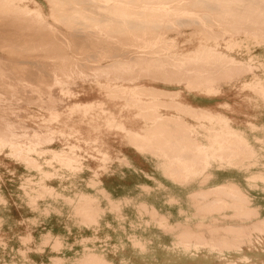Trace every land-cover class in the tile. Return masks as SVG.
Wrapping results in <instances>:
<instances>
[{"label": "rangeland", "instance_id": "rangeland-1", "mask_svg": "<svg viewBox=\"0 0 264 264\" xmlns=\"http://www.w3.org/2000/svg\"><path fill=\"white\" fill-rule=\"evenodd\" d=\"M30 1L34 2L37 7H41L51 25L60 30L61 34L63 33V37H66L67 39L69 38L70 40L72 39V42L70 43L71 45H68L61 40H58L59 42H56V45V43L50 40V37L48 38L46 36V33H44L45 31L43 30H41L40 33L39 31H30L29 34H27L28 30H26L24 31L25 33L27 32L26 37L21 34H24L23 31L17 32L21 39L18 38V34L15 32V36L12 34V37L10 34V37H5V41L4 36H7L8 33L6 31L3 33L6 26V19H4L5 24H0V28L1 30H3L0 32L4 34L3 35L0 33V35L3 37L2 38L0 36V42L3 39L2 44H4L5 42L6 45H2L0 43V57L4 59L3 62L5 66L10 69L8 71L10 72L11 78H13L15 82H18L19 78H26V80H31L33 78L32 80L35 83L38 81L49 82L50 77L49 75L46 76L47 70L49 71L52 66L59 64V62L63 60L62 57H64V54L66 57H68L69 60L76 62L78 69L82 70V72L84 73L83 75L75 74L72 78L73 81L71 80L70 84H67L69 85L67 87L66 85H53L50 91L51 95H49L46 90H40L41 92L39 90H35L34 93H32V88L22 86L24 88L23 89L22 87H20L19 92L21 96H23L20 102H22L23 100V103H19L18 106H15L13 111H8L7 116L13 121L19 122L21 120L25 122L30 129L43 131L44 133L50 131L52 133V141H50V144L45 146L48 152L51 151L48 158H51V156H53L52 151L62 152L64 155L72 158L76 162L77 167L74 170H70L61 167L60 165H54L56 163H54L53 165H47L45 157L34 155L35 158L40 159L42 169L46 172L51 173L50 180H47V182L44 183L40 171L17 157L16 151L12 150L9 146L0 147V264H3V262H9L15 256H17V254L20 255L22 253L24 255H28V257L33 260L32 264H51L53 259H61L60 264H85L84 258L81 257L82 253H84V246L88 243L85 238H100V236H97L99 227L106 230L109 225L111 227V230H113V232L116 230L117 233H113L111 230L108 232H110L111 235H115L116 237L121 235L125 231L130 232L131 223L133 222L134 226L139 227V232L145 235L146 238H177L176 236H178L180 233L189 232L197 236L199 235L205 237L208 240H215L219 239L218 237L223 235V233L215 234L213 232L215 229L226 228L229 227L227 225L230 224L235 226H247L257 222L256 218H251L250 220H248V213H246V215L248 216H246L244 213V211H246V208L250 207V203L242 204L238 201H235L237 199H233L229 194H227L229 193L228 191H225L227 192L224 193L225 195H223V193L221 192L213 193L208 199L205 200H199L197 198L195 199V196L198 193L215 190L210 187L212 183L209 182L208 178L201 177L199 180L202 186L198 188L197 192H191L184 202V204H189L191 208V210L185 211L187 213V216H185V218H187L188 216H192L198 220L193 224L192 222L191 224H187V222L185 221V225H182L180 231L175 233H169L170 231L168 228H155V222L159 221V216H163L157 210L156 205L153 204L156 202L151 200L153 198H156L151 189L147 190H149V192H152L153 195H150L147 199L148 201L150 200V202L153 203H145V197L143 194L145 192V184L143 181H146L147 178H153L152 183L154 188L152 189L158 190V192H160V190L163 191L164 189H166H160V187H158L162 183L161 181H163L165 186L167 188H170L171 191L172 186L176 189L177 186L181 185L184 182L186 175L188 176L189 174H193L194 170H201V172H203L208 167L207 163L210 158H214L215 156H217V154H219L218 158L221 161L230 163L233 169L235 167L240 168L241 166H249L251 169L256 170L258 166L257 163H253L251 161L253 159L247 157L245 139L250 135H256L261 141L264 140V92H261L260 90L261 88L264 89V25L263 29L259 30V27L261 26V24H259V21L257 19L248 17L251 18V21L247 24H243L242 28L238 30H230L229 28L233 26L234 20H236L235 17L237 15L240 14L244 16L246 13L251 14L252 10H250V8H259V10H264V0H237L236 2H231L232 0H221L222 2H220V0H217L218 2L216 0H212V2L209 0L207 2L206 0H170V2H167L170 3L168 4V7H173L174 5H176L180 6V9H182V11H185L191 9L193 6L195 8V13L189 14L188 12L187 14L182 12L174 19V21L167 20L162 21L163 23L155 22L153 23L155 24V26L153 25V27L149 26L148 24L150 22V19L144 17L127 18V24L123 25L122 27L121 24L116 22L119 21V19L117 17H113L111 13H108V10L103 9V4L99 3L97 0H84V2L86 1V4L83 2V0H76L77 2L75 0L74 2L73 0H54V2H50L49 0ZM59 1H62V5H60L61 3ZM174 1L175 3H173ZM201 1L203 3H200ZM244 1H247V3H245ZM136 2L140 3L139 1ZM205 2L206 5L209 4L211 6L212 4L211 9L216 6L217 10V6L219 5L218 11L213 10L215 7L212 10L205 7ZM216 2L221 3V6L220 4L217 5ZM242 2L244 3L243 6H245H242L244 10L240 8L243 4ZM82 3L84 7L82 6ZM195 3H197V7L195 6ZM213 3H215L214 6ZM222 3H224L225 5ZM234 3L237 7L234 6ZM21 4L23 5V3ZM201 4L204 5L202 6L203 8L201 7ZM209 5L207 6L210 8ZM231 5L235 7V10H233L234 7H232ZM224 6L227 9H222ZM83 8H85L86 10L89 8L90 10L86 11L85 9L83 10ZM231 9L233 12L235 11V14L232 13V11H228ZM204 10L205 12H207L205 13ZM222 10H224V12ZM98 11L102 15V17H99L101 15L97 13ZM220 11L222 13H218ZM201 12L203 15L201 14ZM236 12H238V14ZM93 13H97V15L94 16ZM209 13L213 15L211 16L209 15ZM223 13L224 15H222ZM80 14H82V16L84 15V17L82 18ZM85 14H89L91 17L93 16L92 19L96 17L94 19V22L99 18V20H96L98 21L97 25H95L96 22H92L93 20L90 21V16ZM225 14H229V16L225 20V22L227 23L226 27L222 30L220 27H218L219 25H217V23H219L220 19V22H222ZM182 15H184L183 17L185 18L182 19ZM1 16L2 14L0 12V17ZM70 16V19H73L72 21L68 19V23L66 19ZM206 16H209V18ZM57 17H59L60 20ZM76 17H80L79 20ZM204 17L206 20L204 19ZM3 18L4 17H2V19ZM105 18H108L109 20ZM112 18H116V21H114ZM207 18L210 20L211 24H209L210 22ZM80 19L83 23L80 22ZM110 19H112L118 25L116 26V24ZM104 20H106V23L107 20L110 21L115 26L111 25L110 22H108V24L112 27L105 25L106 23L104 22ZM182 20H184L185 22ZM227 20L229 22H227ZM102 21L105 23V26L103 25ZM130 21L131 23H129ZM135 21L139 22L140 25L142 24V29H145L142 30L140 28L141 26L139 25L137 29L135 28L136 31H134L135 29L132 30V26H130L129 24L133 25ZM194 21H196L197 24H194ZM199 21L201 23H199ZM77 22H79L80 24H77ZM87 22L91 25V27L90 25L88 27V24L86 27L85 24ZM177 22H180V25H178ZM0 23H3V21H0ZM99 23L107 29L104 30V28H102L104 31H107L106 33L101 29L102 26ZM143 23L145 24L143 25ZM255 23L258 24V27L252 26ZM69 24L71 27H74L75 32L73 31V28H70ZM186 24H188V26H186ZM82 26L87 29H84ZM107 26L109 28L111 27L110 30L109 28H107ZM118 26L120 28H118ZM168 26H172L171 29H167ZM179 26L181 27L179 28ZM92 27L94 28L92 29V31L95 33L91 31ZM113 27L115 32L114 30H111L113 29ZM161 27L162 29H160ZM115 28H117L118 30H122L120 32V30L118 31ZM7 29L9 28H6L5 30ZM95 29H97L98 31H96ZM218 29L220 31H218ZM83 30H89L88 32H92L93 35L91 33L84 32ZM37 32L41 35L43 33L44 35H40L41 37L39 36L38 38L39 34ZM131 32H133V34L137 37L142 38L139 39V41L142 42L137 44V46H130L126 42V37L128 36V40L129 37L133 35ZM30 33L32 35H30ZM33 33H36L37 35H34ZM77 33L79 36H76L78 37L75 36V34ZM85 33L86 36H89L90 34L92 36L87 38L84 36ZM110 33H112L113 35ZM115 33L117 35H114ZM28 35L33 38L34 36H36L34 39H38V41L30 37L28 39ZM70 35H72L73 38H71L72 36ZM80 35L83 36L80 37ZM97 37L99 38V40ZM8 38L12 39L13 41V38H17L16 41L20 42L19 45L18 42H16L17 45H15V42H13L14 44H11L12 42ZM84 38H86L87 40ZM89 38L92 39L90 40ZM93 38H96L98 42H96V39L93 40ZM27 39H33L34 42L36 41L38 45H36V42L34 43L33 40L32 42H28ZM168 39L169 41H167ZM7 40L10 41V47L7 46ZM43 40H45L46 42ZM78 40H80L79 43ZM82 40H86V43H84ZM25 41H27V43ZM81 41L83 42L84 47L81 45ZM94 41L96 42V44L98 43L97 46L100 45L101 42L102 45L98 46L97 48ZM109 42L110 44L108 45ZM146 42L149 44L148 47L150 51L148 50V47L146 49L142 46ZM39 43H41V45ZM88 43L91 45L88 46ZM169 43H172V46L175 44L173 47L171 46L170 52H181L180 54L197 50V48L199 49V47L202 49L207 47L208 49L212 50H216V48L218 47L216 51L224 54L227 53L226 55H229L233 58L236 57L235 59L237 61H243L245 63L250 62L253 68L250 71L241 72L231 79L218 81L216 84H214V86H204L201 88H194L186 80L180 78L165 81V79L159 76H136L135 78H132L127 75H125L124 77H119L117 75L110 74L108 76L99 77L91 74V68L95 67L96 65V67L109 66L119 62V60L121 62H125V60H128V62L134 61V59H136L135 55L138 54L135 52V48L136 50L144 49V53H147V58L151 57L149 59L153 58L154 60H159V57L161 55L160 52L165 50ZM32 44H34L33 49L31 46ZM78 44H80V47L82 46L81 48L79 47L81 51L78 50L79 48L78 46H76ZM94 44L96 47H94ZM21 45H23L22 49ZM26 45H28V49ZM12 46L17 47V50L14 49V47L12 48ZM59 46L61 48H59ZM105 46L107 50L105 49ZM110 46H113L112 49H114V51L111 50ZM118 46L122 49L116 48ZM153 46H155L154 49H152ZM19 47L21 50L19 49ZM49 47L55 52L54 54L53 51L49 49ZM85 47L87 49H85ZM107 47L110 48V51ZM115 48L120 49V51L116 50ZM40 49L42 50L40 51ZM55 49H59V51L56 52ZM60 49L64 50V54H62L63 52L58 54V52L62 51ZM102 49L104 51H102ZM226 49L227 51H225ZM100 50L101 54L99 52ZM107 51L109 53L113 51V55L111 53L109 54ZM102 52H104V54ZM115 52L118 54V56L115 55ZM127 52L129 55L127 54ZM133 52L135 55L133 54ZM56 53L58 56L56 55ZM121 53L123 54V56L125 55L124 58ZM88 54L91 55V58ZM60 55L62 56L61 58ZM87 55L89 60L87 59ZM111 55L113 57L115 55L116 58H113ZM95 58L98 59V63H96L97 60ZM44 64L46 67H43L41 69V65L43 66ZM83 65L85 66V68ZM46 68L48 69L45 70ZM42 70L44 72L46 71V73L42 72ZM36 79L37 81H34ZM83 79L86 80L82 81ZM71 83L73 84V86ZM70 86H72L71 89L73 90L70 89ZM134 86L136 87L134 88ZM131 87L134 89V91H136L133 93V95H130L132 90ZM141 87L143 88L141 89ZM59 88L61 91L59 90ZM67 88L69 91L67 90ZM129 88L131 89L130 91H128ZM153 88L155 89V91ZM177 89L178 91H176ZM63 91H65V93ZM126 91L128 94L126 93ZM38 92H40L41 95H39L40 93L38 94ZM42 93H44L45 95ZM117 93H120L121 95H118ZM134 94H137L138 96L136 95V97ZM48 95L49 97L51 96L53 97V99H56L55 104H57L58 106H55V109L57 107L56 111L58 113L56 121L55 119L53 120V118H51L52 108L47 104L44 105V99H48ZM129 96L131 97L129 98ZM57 101H59V103H57ZM87 103L102 104L103 106L101 108H95L89 116H85L82 106ZM136 103L137 106L135 105ZM172 103H174V105H177L178 107H193L196 109L197 115L192 116L188 112H184L179 108L172 107ZM143 104H154V107L143 108ZM144 113L149 114V120L151 122V125L153 126L158 125L162 118L166 119L168 117H172L180 120L182 122V125L176 126V128H174L175 126H172L171 128L173 130L175 129L174 131H186L189 134V136L192 138L193 143L196 145L195 149L198 152L197 157H193L192 160V156H190L191 154L188 150V154L190 155L186 156V160H182L183 158L177 160L171 159L152 136L149 128L151 126L147 127L148 125L144 121L141 122L140 127L146 126L147 129L145 130V135L141 138L142 141L145 142L147 148L144 149L137 147L126 137L124 132L132 131L135 135L139 136V131L137 130L135 125L137 124L136 118L139 116V114ZM150 113H154V115L152 116L150 115ZM90 116H94L95 121L91 122ZM152 121H154L155 123ZM108 122H110L111 124ZM253 145L256 151L261 153L263 152L264 149L262 142H256L253 143ZM99 153L101 154L99 155ZM109 154L112 156H110ZM198 156L200 157L198 158ZM238 174L240 173L238 172ZM129 178L131 181H129ZM123 179L126 180L125 182L129 181L130 187L134 182L140 181L142 183L140 184L138 189L134 191V194L130 195L128 190L119 187V184L120 182H123ZM197 182V185H199L198 180ZM122 185L126 186V188H128L129 186L127 183ZM112 186H118L120 188L119 190L122 191V193L114 196L111 192ZM155 186H157L156 189ZM126 191L129 196L125 194ZM253 193L256 198L261 200L262 204L264 205V194H257L255 192ZM215 198L221 201L222 205L220 207L222 209L215 208L214 205L210 204L211 202L215 201ZM158 199H160V195H158ZM166 199H168V197ZM119 201L123 205L121 209L116 208V203ZM144 203L149 206V209L145 212L147 214L143 212L144 216L142 219H140L139 212L142 211L141 205ZM168 204H175V199L169 198ZM211 206H213L214 211H211ZM207 207L208 209H210L207 210ZM153 208L156 209L159 216L152 214ZM230 214L235 215L230 218ZM244 215L247 217V219H245L246 217ZM225 216H227L228 218H225ZM85 217L89 219H86ZM92 218L94 219L92 220ZM148 223H150L151 225V228L149 229L147 228ZM212 232L214 234H212ZM58 237L61 238V245L56 243ZM101 237H104V233L101 234ZM108 252H110V249H108Z\"/></svg>", "mask_w": 264, "mask_h": 264}, {"label": "bare ground", "instance_id": "bare-ground-1", "mask_svg": "<svg viewBox=\"0 0 264 264\" xmlns=\"http://www.w3.org/2000/svg\"><path fill=\"white\" fill-rule=\"evenodd\" d=\"M50 2H54V0H49ZM48 1V2H49ZM69 1V0H68ZM76 1V0H75ZM81 1V0H80ZM99 3H102L103 4V9H106L108 10V13H111L113 17H117L119 19V21H116V18L113 19L114 21H116L117 23L121 24L122 27L123 25H126V21L128 20L127 18H130V17H136V18H141V17H144V18H147V19H150V22L148 23L149 26H152L153 25L155 26V22H162V21H174V19L180 15L182 12L184 13H187L189 12V14H193L195 13V8L192 6L191 9H188V10H185V11H182V9H180V6H176L174 5L173 7H168V4L170 3H167V2H170V0H97ZM136 1H139L140 3H137ZM173 1V0H172ZM178 1V0H177ZM195 1V0H194ZM204 1V0H202ZM200 2V3H203V2ZM208 0H206L207 2ZM212 2V0H209ZM217 1V0H216ZM224 1V0H223ZM227 1V0H225ZM231 1V0H230ZM229 1V2H230ZM237 0H232L231 2H236ZM239 1V0H238ZM242 1V0H241ZM241 1H240V4H241ZM60 2V1H59ZM62 2V1H61ZM60 2V3H61ZM74 2V0H73ZM77 2V1H76ZM75 2V3H76ZM79 2V1H78ZM84 2V0H83ZM86 2V1H85ZM84 2V3H85ZM90 2V1H89ZM206 2L204 5H206ZM218 2V1H217ZM216 4H220L221 6V3H217ZM220 2H222L220 0ZM245 3H247V1H244ZM23 3V5L21 4ZM81 3V2H80ZM92 3V2H91ZM90 3V4H91ZM175 3V1L173 2ZM181 3V2H180ZM199 3V1H198ZM210 3V2H209ZM226 3V2H225ZM243 3V2H242ZM254 3V2H253ZM252 3V4H253ZM65 4V2H64ZM77 4V3H76ZM86 4V3H85ZM84 4V5H85ZM88 4V3H87ZM89 4V5H90ZM93 4V3H92ZM101 4V5H102ZM189 4V3H188ZM187 4V5H188ZM197 3H195V6H196ZM215 3H213V6H214ZM224 4V3H222ZM230 4V3H228ZM260 4V3H259ZM62 5V3L60 4ZM201 4V7L204 6ZM209 5V4H207ZM205 6L207 7L208 9L212 10L214 7L213 10L215 11H218V6H217V10H216V6H214L212 9V4L210 6V8L208 6ZM225 5V4H224ZM238 5V4H237ZM244 3L241 5L240 8L243 9V6ZM246 5V4H245ZM248 5V4H247ZM82 6H83V3H82ZM80 6V7H82ZM86 6V5H85ZM91 6V5H90ZM93 6V5H92ZM97 6V4H96ZM94 6V7H96ZM184 6V5H183ZM232 6V5H231ZM234 6L235 3H234ZM232 6V7H234ZM243 6V7H242ZM251 6V5H250ZM258 6V5H257ZM261 6V5H260ZM84 7V6H83ZM102 7V6H101ZM186 7V5H185ZM188 7V6H187ZM197 7V6H196ZM228 7V6H227ZM237 7V6H236ZM254 7V6H253ZM90 8V7H89ZM85 9L83 8V10L85 9L86 11H89L90 9ZM198 8H199V5H198ZM203 8V7H202ZM206 8V9H207ZM221 8V7H220ZM226 8L225 6L222 8L224 9ZM230 8V7H229ZM228 8V9H229ZM248 8V7H247ZM263 8V7H262ZM102 9V11H103ZM227 9V8H226ZM225 9V11H226ZM80 10V9H79ZM82 10V11H83ZM97 10H98V7H97ZM95 10V11H97ZM199 10V9H198ZM203 10V9H202ZM235 10V7L234 9ZM237 10V9H236ZM240 10V9H239ZM240 10V11H242ZM247 10V9H246ZM251 11V14L249 13H246L244 16L243 15H237L235 18L236 20H234V24L232 27H230L229 29L230 30H238L240 28L243 27V24H247L251 21V18L252 19H257L259 21V24H261V26L259 27V30L260 29H263V25H264V10H259V8H250ZM78 11V9H77ZM92 11V10H91ZM110 11V12H109ZM197 11V10H196ZM209 11V10H208ZM214 11V12H215ZM224 12V10H222ZM228 11H232L231 10H228ZM238 11V10H237ZM0 12L2 14V16L0 17V21L3 23H0V24H5V20L6 19V26H5V29L6 28H9L7 30L4 29L1 30L0 28V31H3V33L6 31L8 33L7 36H4L5 37H10V34L11 36L13 37V35L15 34V32H20V31H26L28 30V33L30 31H33V32H36V31H40L43 30L45 31L44 33H46V36L49 38L50 37V40L53 41L54 43L56 42H59L58 40H61L62 42L64 43H67L68 45L72 42V39L70 40L69 38L67 39L66 37H63V33L61 34L60 30H58L55 26L51 25V23L48 21L47 19V16L46 14L44 13V11L42 10L41 7H37L34 2L30 1V0H0ZM74 12V11H73ZM205 12V10H204ZM207 12V11H206ZM205 12V13H206ZM210 12V11H209ZM235 12V11H234ZM232 11V13H234ZM243 12V11H242ZM90 13V12H89ZM99 15H101L99 13V11L97 12ZM97 13H93L94 16L97 15ZM103 13V12H102ZM213 13V12H211ZM218 13H222L221 11L218 12ZM217 13V14H218ZM228 13V12H226ZM238 14V12H236ZM78 14V13H77ZM92 14V15H93ZM199 14V13H198ZM202 14V12H201ZM215 14V13H214ZM235 14V13H234ZM59 15V14H58ZM71 15V14H70ZM79 15V14H78ZM82 16V14H80ZM85 15H88L90 16L89 14H85ZM107 15V14H106ZM203 15V14H202ZM201 15V16H202ZM209 15H211L209 13ZM213 15V14H212ZM211 15V16H212ZM220 15V14H219ZM224 15V13L222 14ZM232 15V14H231ZM80 16V17H81ZM104 16V14H103ZM184 15H182V19L185 18L183 17ZM192 16V15H191ZM217 16V15H215ZM229 16V14H225L222 22L221 21V17L218 18L220 19L219 20V23H217V25H219L218 27H220L222 30L226 27V22L225 20L227 19V17ZM2 17H4L2 19ZM61 17V16H60ZM79 17V18H80ZM84 17V15L82 16V18ZM93 17V16H92ZM92 17L90 16V21L93 20L92 22L97 25L98 21L96 20H99L96 19L95 22H94V19H92ZM98 17V16H97ZM99 17H102L99 16ZM107 17V16H106ZM187 17V16H186ZM189 17V16H188ZM203 17V16H202ZM209 18V16H206ZM231 17V16H230ZM248 17H251V18H248ZM59 18V17H57ZM65 18V17H64ZM63 18V19H64ZM67 18V17H66ZM71 16L69 18H67V22H68V19H70ZM78 18V17H76ZM78 18V20H79ZM88 18V17H87ZM104 18V17H103ZM102 18V19H103ZM180 18V17H178ZM190 18V17H189ZM207 18V19H208ZM234 18V19H235ZM54 19V18H53ZM73 19V18H72ZM72 19H70L72 21ZM105 19H108V18H105ZM110 19V20H112ZM194 19V18H193ZM205 19V17H204ZM233 19V17H232ZM60 20V18H59ZM75 20V19H74ZM73 20V21H74ZM83 20V19H82ZM109 20V19H108ZM107 20V23L105 22L106 20H104V23L103 25H108V26H111L113 25L110 21ZM112 20V21H113ZM181 20V19H180ZM198 20V19H197ZM206 20V19H205ZM61 21H62V18H61ZM77 21V20H76ZM88 21V19H87ZM89 21V22H90ZM113 21V22H114ZM137 21V20H136ZM134 22L136 24H134L133 22V25L132 24H129L130 26H132V30L133 29H137V27L140 25L139 22ZM184 21V20H182ZM181 21V22H182ZM189 21V20H188ZM208 21L210 22V20L208 19ZM212 21V20H211ZM56 22V21H55ZM64 22V20H63ZM62 22V23H63ZM75 22V21H74ZM80 22L81 19H80ZM100 22V21H99ZM108 22H110L111 25L108 24ZM128 22V21H127ZM146 22V21H145ZM185 22V21H184ZM183 22V23H184ZM207 22V21H205ZM227 22H229L227 20ZM58 23V22H57ZM69 23V22H68ZM71 23V22H70ZM76 23V22H75ZM79 22H77L78 24ZM83 23V22H82ZM81 23V24H82ZM85 23V21H84ZM91 23V22H90ZM101 23V22H100ZM99 23V24H100ZM115 23V22H114ZM131 23V21L129 22ZM142 23V22H141ZM163 23V22H162ZM180 23V22H179ZM178 22L177 24L180 25ZM192 23V22H191ZM196 23V21H194V24ZM199 23H201L199 21ZM198 23V24H199ZM73 24V23H72ZM71 24V25H72ZM76 24V25H77ZM80 24V23H79ZM87 24L88 22L85 24L86 27H87ZM98 24V26H99ZM116 24V23H115ZM138 24V25H137ZM145 23H143L144 25ZM147 24V26H148ZM190 24V23H189ZM197 24V23H196ZM208 24V23H207ZM211 24V22L209 23ZM213 24V22H212ZM2 25V26H3ZM66 25V24H64ZM75 25V24H74ZM90 24H88V27H89ZM93 25V24H92ZM94 25V26H95ZM101 25V24H100ZM104 25V26H105ZM118 24H116L117 26ZM142 25V24H141ZM140 25V26H141ZM161 25V24H160ZM182 25V23H181ZM216 25V26H217ZM230 25V24H229ZM1 26V27H2ZM68 26V25H67ZM70 26V24H69ZM81 26V25H80ZM79 26V27H80ZM84 26V25H83ZM82 26V27H83ZM102 26V25H101ZM107 26V28H109ZM115 26V25H113ZM120 26V25H119ZM118 26V28H120ZM173 26V25H172ZM172 26H168L167 29H171ZM185 26V25H184ZM186 26H188V24H186ZM191 26V25H190ZM198 26V25H197ZM200 26V25H199ZM206 26V25H205ZM213 26V25H212ZM211 26V27H212ZM253 27H258V24L255 23L252 25ZM4 27V26H3ZM76 27V26H75ZM91 27V25H90ZM112 27V26H111ZM110 27V28H111ZM121 27V28H122ZM146 27V26H145ZM159 27V26H158ZM158 27H155V28H158ZM165 27V26H164ZM181 26H179L180 28ZM249 27V26H248ZM66 28V27H65ZM70 28H73V31L75 32L74 30V27L70 26ZM77 28V27H76ZM84 28V27H83ZM104 28V30L106 29L105 27H101V29ZM109 28V30H110ZM141 29L143 28L142 26L140 27ZM177 28V26H176ZM250 28V27H249ZM69 29V27H68ZM67 29V30H68ZM78 29V28H77ZM76 29V30H77ZM84 29H87V28H84ZM92 29H94L93 27L91 28V31ZM99 29V28H98ZM117 29V28H115ZM136 29L134 31H136ZM145 29V28H144ZM142 29V30H144ZM162 29V27L160 28ZM247 29V28H246ZM79 30V29H78ZM90 30V28H89ZM88 30V31H89ZM96 31H98L97 29H95ZM103 30V29H102ZM103 30V31H104ZM107 30V29H106ZM112 31L114 30V27L113 29H111ZM118 30V29H117ZM120 32L122 29H119ZM118 30V31H119ZM124 30V29H123ZM152 30V29H151ZM157 30V29H155ZM179 30V29H178ZM212 30V29H211ZM63 31V30H62ZM65 31V30H64ZM72 31V30H71ZM70 31V32H71ZM84 32H88L87 30H83ZM133 31V32H134ZM218 31H220L218 29ZM93 32V31H92ZM88 32V33H91L93 35V33L95 32ZM105 33L107 31H104ZM115 32V30H114ZM113 32V33H114ZM133 32H131L133 34ZM179 32V31H178ZM1 33V32H0ZM1 33V34H3ZM26 33L24 32L21 33L22 35H24L26 37ZM32 33V32H31ZM30 33V35H32ZM38 33V32H37ZM38 33V34H39ZM69 33V32H68ZM72 33V32H71ZM82 33V31H81ZM97 33V32H96ZM118 33V32H116ZM114 34V35H117V34ZM123 33V31H122ZM125 33V32H124ZM140 33V32H139ZM145 33V32H144ZM159 33V32H158ZM6 34V33H5ZM13 34V35H12ZM18 34V33H17ZM16 34V35H17ZM34 34V33H33ZM36 34V33H35ZM34 34V35H35ZM67 34V33H66ZM89 35V36H86V33H85V37H90L92 35ZM112 34V33H110ZM142 34V32H141ZM224 34V32H223ZM4 35V34H3ZM37 35V34H36ZM41 34L38 35V38ZM42 35H44L42 33ZM41 35V36H42ZM65 35V34H64ZM74 35V34H72ZM70 35V36H72ZM78 35L75 34V36ZM95 35V34H94ZM113 35V34H112ZM122 35V34H120ZM125 35V34H124ZM129 35V34H128ZM150 35V34H149ZM240 35V34H239ZM1 36V35H0ZM15 36V35H14ZM40 36V37H41ZM79 36V35H78ZM76 36V37H78ZM83 36V35H80V37ZM103 36V35H102ZM108 36H111V35H108ZM127 36V35H126ZM124 36V37H126ZM140 36V34H139ZM163 36V35H162ZM167 36V35H166ZM165 36V38H166ZM2 37V36H1ZM11 37V38H12ZM17 37V36H16ZM28 39L29 37L30 38H33L31 36H27ZM36 36H34L35 38ZM100 37V36H99ZM113 37V36H112ZM128 37V36H127ZM127 37H126V42L131 46H137V44L141 43L142 41H139V39H142V38H139L137 37L136 35H131L129 37V39L127 40ZM153 37V36H152ZM238 37V36H237ZM3 38V37H2ZM1 38V39H2ZM18 38L21 39V37L19 36L18 34ZM33 38V39H34ZM73 38V36L71 37ZM98 38V37H97ZM110 38V37H109ZM159 38V37H158ZM161 38V37H160ZM231 38V37H230ZM229 38V39H230ZM263 38V37H262ZM12 43L11 44H14L13 42H15V45L16 42V39H14V41L10 38H8ZM19 39V40H20ZM27 41L29 42H32V40H28ZM41 39V38H40ZM39 39V41H40ZM43 39V38H42ZM76 39V38H75ZM73 39V40H75ZM79 39V38H78ZM83 39V38H82ZM86 39V38H84ZM90 39V38H89ZM88 39V40H89ZM92 39V38H91ZM90 39V40H91ZM96 39V38H95ZM93 38V40H95ZM105 39V38H104ZM107 39V37H106ZM235 39V38H234ZM6 41V38L4 39ZM7 40L8 42L7 43V46L10 45V41ZM25 40V38H24ZM36 41H38V39H34ZM33 40V42H34ZM47 40V39H46ZM49 40V39H48ZM49 40V41H50ZM81 40V39H80ZM78 40V43L79 41ZM87 40V39H86ZM86 40H82L84 43H86ZM89 40V41H90ZM97 40V39H96ZM99 40V38H98ZM98 40L96 42H98ZM101 40V39H100ZM103 40V39H102ZM165 40V39H164ZM214 40V39H213ZM27 41H25L27 43ZM35 41V42H36ZM45 41V40H43ZM80 42L81 45L83 46V42ZM124 41V40H123ZM122 41V42H123ZM169 41V39L167 40ZM234 41V40H233ZM22 42V41H21ZM24 42V41H23ZM34 42V43H35ZM46 42V41H45ZM77 42V41H75ZM95 42V41H94ZM95 42V44H96ZM117 42H120V41H117ZM148 42V41H147ZM144 43L142 46L144 48L147 49L148 47V43ZM176 42V41H175ZM216 42V41H215ZM232 42V41H231ZM235 42V41H234ZM1 44L3 43V39L1 40L0 42ZM20 42H18V45H19ZM25 43V44H26ZM52 43V42H50ZM167 43V42H166ZM5 44V42H4ZM2 44V45H4ZM24 44V43H23ZM41 45V43H39ZM46 44V43H45ZM94 44V47L95 46ZM110 44V42L108 43V45ZM114 44V43H113ZM163 44V43H162ZM6 45V44H5ZM34 44H32V49L34 48L33 47ZM36 45L37 42H36ZM57 45V43H56ZM54 45V46H56ZM71 45V44H70ZM80 44L76 45L78 46V48L80 47L79 46ZM87 45V44H86ZM85 45V46H86ZM91 45L88 43V46ZM102 45V42L100 45L98 46H101ZM104 45V44H103ZM175 45V44H174ZM173 45V46H174ZM229 45V44H227ZM232 45V44H231ZM27 46V49H28V45ZM44 46V45H43ZM48 46V45H47ZM81 46V47H82ZM97 46V48H98ZM107 46V45H106ZM106 46H105V49H106ZM129 46V47H130ZM151 46V45H150ZM160 46V45H159ZM162 46V45H161ZM171 46H172V43H169V45L165 48V50L161 51V55H160V59L159 60H154L153 58L152 59H149L146 57V54L144 53V49L140 50H136L135 48V52L138 53L137 55L133 54L136 56V59H134V61H130L128 62V60L126 61L125 59V62H121L119 59V62L115 63V64H112V65H109V66H99V67H93L91 68L92 70V73L93 75L95 76H108L110 74H114V75H117L119 77H124L125 75L129 76V77H132V78H135L136 76H148V77H162L163 79L166 80H171V79H184L186 80L191 86H193L194 88H201V87H204V86H214V84H216L218 81H221V80H226V79H231L233 78L235 75L237 74H240L241 72H244V71H250L253 66L251 65L250 62L248 63H245L243 61H237L235 58L229 56V55H226L227 53H221V52H218L216 50H212V49H208L207 47L206 48H200L199 49L197 48V50H194V51H190V52H185L183 54H180V53H171L170 52V49H171ZM172 46V47H173ZM178 46V45H176ZM10 47V46H9ZM14 47V49H16L17 47L15 46H12V48ZM23 45H21V49H22ZM29 47H30V44H29ZM40 47V46H38ZM42 47V46H41ZM53 47V46H52ZM58 47V46H57ZM56 47V48H57ZM80 47V48H81ZM84 47V46H83ZM87 47V46H86ZM85 47V49H87ZM91 47V46H90ZM88 47V48H90ZM104 47V46H102ZM115 47V46H114ZM155 46H153L152 49H154ZM202 47V46H201ZM25 48V47H24ZM43 48V47H42ZM48 48V47H47ZM55 48V47H54ZM59 48H61L59 46ZM74 48V47H73ZM78 49L81 51V49ZM109 48V47H107ZM111 50L114 51L113 46L111 47ZM110 48L108 49L110 51ZM116 48H120L119 46L116 47ZM115 48V49H116ZM131 48V47H130ZM179 48V47H178ZM20 49V47H19ZM18 49V50H19ZM20 49V50H21ZM31 49V48H30ZM29 49V50H30ZM38 49V48H37ZM50 49V47H49ZM64 49V48H62ZM60 49V50H62ZM71 49V48H70ZM77 49V47H76ZM84 49V48H83ZM84 49V50H85ZM104 49V48H103ZM102 49V51H104ZM122 49V48H120ZM120 49H116V50H119ZM151 49V50H152ZM17 50V49H16ZM36 50V49H35ZM42 49H40L41 51ZM46 50V49H45ZM51 50V49H50ZM75 50V49H74ZM77 50V51H78ZM83 50V51H84ZM99 50V49H98ZM107 50V49H106ZM105 50V51H106ZM148 50H149V47H148ZM147 50V51H148ZM176 50V49H175ZM32 51V50H31ZM39 51V50H38ZM53 51V50H51ZM55 51H59L55 49ZM64 50H62L61 52H58V54L62 53ZM79 51V52H80ZM82 51V52H83ZM90 51V49H89ZM112 51V52H113ZM124 51V50H123ZM127 51V50H126ZM133 51V50H132ZM146 51V50H145ZM150 51V50H149ZM174 51V49H173ZM177 51V50H176ZM227 51V49L225 50ZM230 51V50H228ZM66 52V51H65ZM74 52V51H73ZM81 52V53H82ZM85 52H88V51H85ZM100 54H101V50L99 51ZM108 52V51H107ZM112 52H110L112 54ZM130 52V51H129ZM224 52V51H223ZM23 53V52H22ZM42 53V52H41ZM46 53V52H45ZM47 53H48V50H47ZM50 53V52H49ZM52 53V52H51ZM55 52L53 51V54ZM104 54V52H102ZM109 53V52H108ZM109 53V54H110ZM116 53V52H115ZM238 53V52H237ZM52 54V55H53ZM64 54V52L62 53ZM91 54V53H89ZM88 54V55H89ZM98 54V53H97ZM122 54V53H121ZM125 54V52H124ZM128 54V52H127ZM51 55V54H50ZM57 55V53H56ZM88 55H87V59H88ZM113 55V54H112ZM111 55V56H112ZM116 56H118V54L116 53L115 54ZM114 55V57H115ZM129 55V54H128ZM133 55V56H134ZM149 55V54H148ZM58 56V55H57ZM72 56V55H71ZM78 56V55H77ZM86 56V55H85ZM90 58H91V55H89ZM96 56H99V55H96ZM104 56V55H103ZM110 56V55H109ZM123 56V54H122ZM125 56V55H124ZM123 56V58H124ZM159 56V55H158ZM62 56L60 55V58ZM93 57V55H92ZM108 57V56H107ZM113 57V56H112ZM113 57V58H114ZM99 58V57H98ZM110 58V57H109ZM108 58V59H109ZM116 58V57H115ZM242 58V57H241ZM54 59H57V58H54ZM62 61L59 62V64H56L55 66H52V68L48 71L46 68L45 70H47V74L46 76L49 75L50 77V81L49 82H46V81H38V82H33V78L31 80H26V78H19L18 82H15L13 80V78H11L10 76V72L8 70H10L9 68H7V66H5L4 62H3V58L0 57V147L1 146H9L12 150L16 151V155L17 157H19L22 161H25L27 164L31 165L33 168H36L40 171L41 173V176H42V179L45 182H47V180L49 181L50 178H51V173L49 172H46L45 170L42 169V165H41V162H40V159L38 158H35L34 155L36 156H40V157H45L46 159V163L47 165H60L61 167H64V168H67V169H70V170H74L76 167H77V164L76 162L70 158L69 156H66L64 155L62 152H56V151H52V155L51 158L49 156L50 152H48L47 148H45V146H47L48 144H50V141H52V133L50 131H48L47 133H44L43 131H36V130H33V129H30L25 122L23 121H13L12 119H10L8 116H7V112L8 111H13V109L15 108V106H18L19 103H23V100L22 102L21 99L23 96H21L20 92H19V88L20 87H27V88H32L33 89V92L35 90H46L49 95L50 94V91H51V88L53 85H67V84H70L73 76L75 74H79V75H83L84 72H82V70H79L78 67H77V63L76 62H73L71 60L68 59V57L65 56L64 54V57H62ZM96 59V58H95ZM94 59V60H95ZM127 59V58H126ZM246 59V58H245ZM82 60V59H81ZM89 60V59H88ZM93 60V58H92ZM98 63V59H96ZM95 60V61H96ZM123 60V61H124ZM130 60V59H129ZM133 60V59H132ZM247 60V59H246ZM91 61V60H90ZM102 62V61H101ZM32 63V62H31ZM35 63H38V62H35ZM34 63V64H35ZM84 63V62H82ZM114 63V62H113ZM38 65V64H37ZM49 65V64H48ZM47 65V67H48ZM82 65V64H81ZM85 65V64H84ZM83 65V66H84ZM35 66V65H34ZM39 66H40V63H39ZM38 66V68H39ZM43 67H46L45 64L42 66L41 65V69ZM80 67V66H79ZM87 67V66H86ZM92 67V66H91ZM85 68V66H84ZM44 70V69H43ZM42 70V72H44ZM254 70V69H253ZM41 71V70H40ZM15 72V71H14ZM254 72V71H253ZM46 73V71L44 72ZM13 74V73H12ZM27 74V73H25ZM30 74V73H29ZM32 74V73H31ZM35 74V73H34ZM38 74V72H37ZM15 76V75H14ZM34 76V75H33ZM37 76V75H35ZM39 76V75H38ZM31 77V76H29ZM110 77V76H109ZM147 77V78H148ZM108 78V77H107ZM138 78V77H137ZM106 79V78H105ZM116 79V77H115ZM151 79V78H150ZM86 79H83L82 81H84ZM88 80V79H87ZM95 80V79H94ZM98 80V79H97ZM114 80V79H113ZM140 80V79H139ZM156 80V79H155ZM34 81H37L34 80ZM73 81V80H72ZM89 81V80H88ZM112 81V80H111ZM120 81V80H119ZM179 81V80H178ZM77 82H78V79H77ZM98 82V81H97ZM96 82V83H97ZM116 82V80H115ZM114 82V83H115ZM125 82V81H124ZM127 82V81H126ZM129 82V81H128ZM136 82V81H135ZM74 83V82H73ZM94 83V82H93ZM245 83V82H243ZM72 84V83H71ZM173 84V83H172ZM180 84V82H179ZM99 85V84H98ZM116 85V84H115ZM135 85V84H134ZM73 86V84H72ZM70 86V89L71 87ZM75 86V85H74ZM117 86V85H116ZM125 86V85H124ZM187 86V85H186ZM22 87V88H23ZM61 87V86H60ZM119 87V86H118ZM117 87V88H118ZM133 87V86H132ZM131 87V88H132ZM136 86H134L135 88ZM77 88V87H76ZM109 88V87H108ZM143 87H141L142 89ZM24 89V88H23ZM56 89V88H55ZM110 89V88H109ZM108 89V90H109ZM123 89V88H121ZM125 89V88H124ZM154 89V88H153ZM53 90V89H52ZM60 90V88H59ZM66 90V89H65ZM68 90V88H67ZM73 90V89H71ZM70 90V91H71ZM127 90V89H126ZM131 89L129 88L128 91H130ZM137 90V89H136ZM139 90V89H138ZM148 90V89H147ZM158 90V89H157ZM189 90V89H188ZM261 92H264V89L261 88L260 89ZM26 91V90H25ZM56 91V90H55ZM61 91V90H60ZM69 91V90H68ZM125 91V90H124ZM155 91V89H154ZM178 91V89L176 90ZM175 91V92H176ZM193 91V90H192ZM27 92V91H26ZM41 92V91H40ZM38 92V94L40 93ZM45 92V91H44ZM65 93V91H63ZM136 92L134 91V89L132 88L131 90V93L130 95H133V93ZM248 92V91H247ZM31 93V92H30ZM31 93V94H32ZM54 93V91H53ZM68 93V92H67ZM113 93V92H112ZM127 93V91H126ZM125 93V94H126ZM191 93V92H190ZM205 93V92H204ZM44 94V93H42ZM47 94V93H46ZM69 94V93H68ZM118 94V93H117ZM120 94V93H119ZM118 94V95H119ZM128 94V93H127ZM201 94V93H200ZM41 95V93L39 94ZM45 95V94H44ZM48 95V97H49ZM113 95V94H112ZM121 95V94H120ZM135 96L137 94H134ZM38 96V95H37ZM47 96V95H46ZM54 96V95H53ZM57 96V95H56ZM126 96V95H125ZM138 96V95H137ZM136 96V97H137ZM41 97V96H40ZM43 97V96H42ZM131 96H129L130 98ZM141 97V96H140ZM143 97V96H142ZM26 98V97H25ZM63 98V97H62ZM119 98V97H117ZM147 98V97H145ZM173 98V97H172ZM24 99V98H23ZM44 99V98H43ZM133 99V98H131ZM151 99V97H150ZM162 99V98H161ZM165 99V98H164ZM25 100V99H24ZM39 100V99H38ZM46 100V101H45ZM55 100L56 99H53V97H49L48 99H44V102L45 104L44 105H48L52 108V113H51V118H53V120L55 119L56 121V118L58 117V113L56 111L57 109V104H55ZM58 100V99H57ZM138 100V99H137ZM166 100V99H165ZM170 100V99H169ZM172 100V99H171ZM37 101V100H36ZM135 101V100H133ZM159 101V100H158ZM168 101V100H166ZM247 101V100H246ZM40 102V101H39ZM38 102V103H39ZM43 102V101H42ZM141 102V101H140ZM154 102H157V101H154ZM169 102V101H168ZM29 103V102H28ZM27 103V104H28ZM37 103V102H35ZM57 103H59V101H57ZM144 103V102H143ZM149 103V102H147ZM34 104V103H33ZM32 104V105H33ZM41 104V103H40ZM64 104V103H62ZM231 104V103H230ZM43 105V103H42ZM61 105V104H60ZM137 106V103L135 104ZM172 107H175V108H179L180 110H183L184 112H188L190 115L192 116H196L197 115V111L195 108L193 107H178L177 105H174V103L171 104ZM55 106L56 109H55ZM62 106V105H61ZM78 106V105H76ZM103 105L102 104H90V103H87V104H84L82 107L84 109V114L85 116H89L92 111L95 109V108H101ZM143 108H153L154 107V104H147V105H144L143 104ZM231 106V105H230ZM63 107V106H62ZM80 107V106H78ZM42 108V107H41ZM44 108V107H43ZM47 108V107H46ZM157 108V107H156ZM141 109V108H140ZM158 109V108H157ZM163 109V108H162ZM227 109V108H226ZM143 110V109H142ZM160 110V109H159ZM200 110V109H199ZM203 110V109H202ZM146 111V110H145ZM49 112V111H48ZM149 112V111H148ZM154 112V111H153ZM155 113V112H154ZM154 113H150V115H154ZM179 113V112H178ZM13 114V113H12ZM214 114V113H213ZM221 114V113H220ZM14 115V114H13ZM182 115V114H181ZM166 116V115H165ZM179 116V115H178ZM91 118V122L95 121V117L94 116H90ZM175 117V116H174ZM182 117V116H181ZM162 118V117H161ZM180 118V117H179ZM183 118V117H182ZM59 119V118H58ZM137 120V124L136 125V128L137 130L139 131V136L135 135L132 131H126L124 132L126 137L132 141L137 147L139 148H144L146 149L147 146L145 144V142L142 141V136L145 135V130L147 129V127L150 128V132L152 134V136L155 138L156 142L159 143V145L161 146V148L167 153V155L171 158V159H182V160H186V156L187 155H190L192 156V160H193V157H197V154L198 152L196 151L195 149V144L193 143L192 141V138L189 136V134L186 132V131H174L171 127L175 126L174 128H176V126H180L182 125V122L176 118H172V117H168L166 119H163L159 122L158 125H151V122L149 120V114L148 113H144V114H139V116L136 118ZM135 120V121H136ZM157 120V119H156ZM186 120V119H185ZM257 120V119H256ZM109 121V120H108ZM144 121L147 123V127H140V124L141 122ZM114 122V120H113ZM112 122V123H113ZM116 122V121H115ZM154 122V121H152ZM191 122V121H190ZM107 123V122H106ZM110 123V122H108ZM118 123V122H117ZM123 123V122H122ZM155 123V122H154ZM157 123V122H156ZM111 124V123H110ZM115 124V123H114ZM119 126V125H118ZM121 126V125H120ZM119 128V127H118ZM117 128V129H118ZM123 128V127H122ZM136 130V131H137ZM119 132V130H118ZM59 136V135H58ZM79 141V140H78ZM83 141V140H81ZM69 142V141H68ZM66 143V142H64ZM81 144V142H80ZM88 144V143H87ZM91 144V143H90ZM70 145V144H69ZM234 145V144H233ZM80 146V145H79ZM239 147V146H238ZM75 148V147H74ZM70 150V149H69ZM190 151V154L189 151ZM196 151V152H195ZM86 153V152H85ZM88 153V152H87ZM226 153V152H225ZM230 153V152H229ZM228 153V154H229ZM98 154V152H97ZM101 153H99L100 155ZM222 154V153H221ZM227 154V155H228ZM90 155V154H89ZM105 155V154H104ZM110 155V154H109ZM13 156V155H12ZM103 156V155H102ZM112 156V155H110ZM232 156V155H231ZM93 157V155H92ZM200 156H198L199 158ZM122 158V157H121ZM94 159V157H93ZM98 159V158H97ZM96 159V160H97ZM190 161V160H189ZM187 162V161H186ZM101 165V164H100ZM57 172V171H56ZM102 174V173H101ZM30 181V180H29ZM225 191H228L229 193L225 192ZM223 193V195H225L224 193H227L229 194L233 199H237L235 201H238L239 203H242V204H248L249 201L247 200L246 196L241 192V190H239L236 186H232V187H221V188H216L214 191H209V192H201V193H198L196 194L195 196V199H199V200H205V199H208L210 197L211 194L213 193ZM226 197V196H225ZM215 198V201L214 202H209L210 204L214 205L215 208H221L220 206L222 205L221 201ZM214 200V199H213ZM232 200V199H231ZM209 204V205H210ZM201 206V205H200ZM199 206V207H200ZM230 206V205H229ZM121 207H123V205L119 202L116 203V208L118 209H121ZM198 207V208H199ZM203 207V206H202ZM223 207V206H222ZM234 207V206H232ZM149 209V206L147 204H142L141 205V212H139V217L140 219L143 218V212L145 213L146 211H148ZM210 209V208H209ZM208 207H207V210H209ZM211 211H214L213 210V206H211ZM222 209V208H221ZM206 210V209H205ZM216 210V209H215ZM153 213L154 215H157L159 216V214L157 213L156 209L153 208ZM248 213V218H253V217H257L258 216V213L255 211V210H246ZM245 212V211H244ZM201 213V212H200ZM147 214V213H145ZM211 214V213H210ZM237 214V213H236ZM243 216V215H242ZM241 216V217H242ZM245 216V215H244ZM245 216V217H246ZM160 219L159 221L155 222L154 224V227L156 228H168L169 229V233L171 232H178L180 231L181 229V224H173L170 220H168L167 218H164V217H161L159 216ZM226 217V216H225ZM86 218V217H85ZM86 219H89V218H86ZM94 218H92L93 220ZM247 219V217L245 218ZM91 220V221H92ZM93 223V222H92ZM198 225V224H197ZM196 225V226H197ZM150 226V227H148ZM202 226V224H201ZM99 227V226H98ZM147 228H151V225L150 223H148L147 225ZM111 230V227L109 225V227H107V229H103L101 227H99V230H98V234L97 236H100V238H85L88 243L87 245L84 246V253H82L81 257L84 258V262L85 264H264V220L263 221H260L258 222L257 224L251 226V227H245V226H229V227H226V228H219V229H215L213 232L215 234H219V233H223L222 236H219L218 238L219 239H215V240H208L206 239L205 237H202V236H197V235H194L192 233H189V232H182L178 235V238L176 241L174 242H169L166 238H159V237H151V238H146L145 235H143L141 232H139V227H135L134 226V223L132 222L131 223V231L130 232H123L121 235L119 236H115V235H111L110 231ZM213 230V229H212ZM113 232V230H111ZM212 232V234H214ZM104 233V237H101V234ZM113 233H117L116 230L113 232ZM211 234V233H210ZM195 238V239H194ZM23 240V239H22ZM26 240V239H25ZM58 244H60L61 242V238L58 237L57 240H56ZM25 242V241H24ZM61 245V244H60ZM99 245V246H98ZM29 249V248H27ZM108 249H110V252H108ZM22 253V252H21ZM61 260V259H60ZM60 260L58 259H53L51 264H60ZM83 262V260H82ZM33 263V260L31 258L28 257V255H24L23 253L15 256L12 260H10L9 262H3V264H32Z\"/></svg>", "mask_w": 264, "mask_h": 264}, {"label": "crops", "instance_id": "crops-1", "mask_svg": "<svg viewBox=\"0 0 264 264\" xmlns=\"http://www.w3.org/2000/svg\"><path fill=\"white\" fill-rule=\"evenodd\" d=\"M245 140H246V148H247V151H246L247 157H250L251 159H253L251 160L253 163H257L258 166L256 170L251 169L249 166H241L240 168L235 167L233 169L230 163H225L221 161L218 158L219 154H217V156H215L214 158H210V160L207 163L208 167L203 172H201V170H194L193 174H189L188 176L186 175L184 182L181 185L177 186L176 189L175 187L172 186L171 191H170V188H167L165 186L163 181H161L162 183L160 184V186L158 185L157 186L160 187V189L162 188H166V189H164L163 191L160 190V192H158V190H153L152 189L154 188L153 183H152L153 178L148 179L146 177L147 180L143 181L145 184L144 186L145 192L143 193L145 197V203L150 202V200L148 201L147 198L150 195H153L154 193L156 198H153L151 200L155 201L156 203H153V202H150V203H153L154 205H156L157 210L162 214L164 218H167L173 224H181V226L185 225V221L187 222V224H191V222L193 224L198 219L192 216H188L187 218H185V216H187V213L185 211H189L191 210V208L189 204H184V202L187 196L191 192L193 191L197 192L198 188L202 186L199 180L202 177V178L209 179V182L212 183L210 186L212 189L236 186L239 190H241V192L246 196L247 200L250 203L249 205L250 207L246 208V210H255L258 213L257 217H253L254 219L255 218L257 219V222L251 225H247L245 227H251L257 224L258 222L263 221L264 220V205L262 204L261 200L256 198L253 192L257 194H262V193L264 194V150L262 153L256 151L253 143L262 142L263 149H264V140L261 141L256 135H250ZM260 164H261V167H260ZM238 172L240 174H238ZM197 180L199 181V185H197L198 184ZM125 181L126 180L123 179V182H120L119 187L122 189L128 190L130 195H133L134 191L138 189V187L142 183L140 181H137V182H134L133 185L130 187V183H129V181H131L130 178L128 182H125ZM125 183L129 185L128 188L122 185ZM157 186H155V189L157 188ZM119 187L118 186L111 187L112 189L111 192L114 196L122 193V191L119 190L120 189ZM147 189H151L153 193L149 192V190ZM125 194L128 195L127 191L125 192ZM158 195H160V199H158ZM167 197L168 199H166ZM169 198L175 199V204L173 205L168 204ZM244 213L246 215V211ZM233 215L235 214H230V218ZM225 218H228V217L226 216ZM248 220H250V218ZM227 226H235V225L230 224ZM176 237L178 238V236ZM177 238H166V239L169 242H174L177 240Z\"/></svg>", "mask_w": 264, "mask_h": 264}]
</instances>
